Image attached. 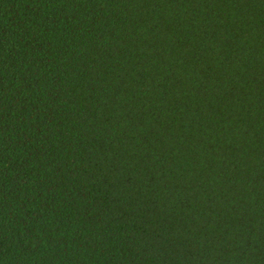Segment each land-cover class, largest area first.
Returning <instances> with one entry per match:
<instances>
[{
    "label": "trees",
    "instance_id": "trees-1",
    "mask_svg": "<svg viewBox=\"0 0 264 264\" xmlns=\"http://www.w3.org/2000/svg\"><path fill=\"white\" fill-rule=\"evenodd\" d=\"M0 264H264V0H0Z\"/></svg>",
    "mask_w": 264,
    "mask_h": 264
}]
</instances>
